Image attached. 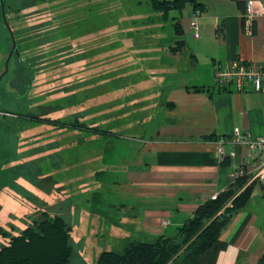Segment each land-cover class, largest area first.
Masks as SVG:
<instances>
[{
    "label": "rangeland",
    "instance_id": "374dc122",
    "mask_svg": "<svg viewBox=\"0 0 264 264\" xmlns=\"http://www.w3.org/2000/svg\"><path fill=\"white\" fill-rule=\"evenodd\" d=\"M4 3L20 56L10 58L0 0V76L10 58L0 82V249L49 214L69 231L70 264H97L101 252L122 249L132 215L109 143L143 135L142 114L158 109V58L182 52L180 12L167 17L151 0ZM125 115L133 120L119 125Z\"/></svg>",
    "mask_w": 264,
    "mask_h": 264
},
{
    "label": "crops",
    "instance_id": "0c3cea01",
    "mask_svg": "<svg viewBox=\"0 0 264 264\" xmlns=\"http://www.w3.org/2000/svg\"><path fill=\"white\" fill-rule=\"evenodd\" d=\"M248 1L194 0L175 18L180 21L182 34H175L182 52H171L177 60L173 63L170 56L158 58V109L147 107L142 114L143 135H120L109 143L110 166L118 168L113 160H120L125 170V195L119 196L132 211L123 237L173 234L202 204L225 191L246 163L249 152L232 143L233 134L264 138V90L256 92L250 83L242 91L234 84H215L221 66L264 62V0H254L250 32L244 25ZM194 4L201 6L199 38L190 29ZM187 35L193 37V46ZM171 68L174 72L168 74ZM128 119L133 120L125 115L118 124ZM164 221L169 224L164 226ZM263 255L264 183L257 181L247 206L231 218L197 264H264Z\"/></svg>",
    "mask_w": 264,
    "mask_h": 264
},
{
    "label": "trees",
    "instance_id": "16d2710c",
    "mask_svg": "<svg viewBox=\"0 0 264 264\" xmlns=\"http://www.w3.org/2000/svg\"><path fill=\"white\" fill-rule=\"evenodd\" d=\"M188 2L194 0H151L153 9L167 17L172 10L183 11ZM194 6L195 11L201 7ZM175 29L178 35L182 34L181 26ZM228 163L225 160L223 164ZM255 184L248 174H237L225 191L202 204L173 234L144 237L143 241L126 236L120 240V251L101 252L97 264H197L231 218L247 206ZM38 227V231L14 237L0 249V264H70V235L63 220L48 214Z\"/></svg>",
    "mask_w": 264,
    "mask_h": 264
},
{
    "label": "built area",
    "instance_id": "2783aa9c",
    "mask_svg": "<svg viewBox=\"0 0 264 264\" xmlns=\"http://www.w3.org/2000/svg\"><path fill=\"white\" fill-rule=\"evenodd\" d=\"M200 16L201 11H195L190 22V29L195 38L200 37ZM255 16L254 0H250L247 2L244 14V25L248 27L249 32L252 30ZM247 83H250L256 92L264 90V62L234 61L216 70L215 84L221 88L234 84L239 91H242ZM232 143L237 147L246 148L249 152L246 163L239 170L238 175L248 174L250 175V182L261 181L264 183V138L253 139L249 135L237 131L232 136ZM246 166H250V171L246 170ZM163 224L167 226L169 222L164 221Z\"/></svg>",
    "mask_w": 264,
    "mask_h": 264
},
{
    "label": "water",
    "instance_id": "95a60500",
    "mask_svg": "<svg viewBox=\"0 0 264 264\" xmlns=\"http://www.w3.org/2000/svg\"><path fill=\"white\" fill-rule=\"evenodd\" d=\"M3 1H4V0H1L2 3H3ZM3 16H4L5 23L7 24L8 28H9V30H10V32H11V37H12V42H13V49H12V51H11V53H10V58L13 56L14 53H16L18 56H20V54H19V52H18V49H17L16 41H15V39H14V36H13V34H12V31H11V29H10V27H9V24H8V21H7V19H6V12H5V11H4ZM10 58H9L8 62L6 63L5 72L0 76V82L2 81L3 77H4V76L7 74V72H8V64H9Z\"/></svg>",
    "mask_w": 264,
    "mask_h": 264
},
{
    "label": "flooded vegetation",
    "instance_id": "af4514ba",
    "mask_svg": "<svg viewBox=\"0 0 264 264\" xmlns=\"http://www.w3.org/2000/svg\"><path fill=\"white\" fill-rule=\"evenodd\" d=\"M5 1V0H4ZM4 1H3V3L1 2V9L3 10V14H4V11L6 12V9H5V3H4ZM11 38V37H10ZM15 56V55H14ZM19 62H21L20 60H19ZM33 77H34V74H33Z\"/></svg>",
    "mask_w": 264,
    "mask_h": 264
}]
</instances>
